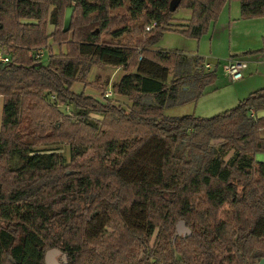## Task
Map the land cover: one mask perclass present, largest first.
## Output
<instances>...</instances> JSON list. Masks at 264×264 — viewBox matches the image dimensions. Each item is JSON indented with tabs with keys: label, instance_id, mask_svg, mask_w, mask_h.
<instances>
[{
	"label": "trees",
	"instance_id": "trees-1",
	"mask_svg": "<svg viewBox=\"0 0 264 264\" xmlns=\"http://www.w3.org/2000/svg\"><path fill=\"white\" fill-rule=\"evenodd\" d=\"M171 1L0 0V50L9 57L0 62V264H45L52 248L66 256L60 264H258L264 257V160L256 158L264 154V115L250 111L264 109V87L211 117L165 115L216 74L196 56L193 73L178 75L182 54L151 47L179 7L191 10L179 31L198 39L227 0H178L173 11ZM239 2L242 18L264 17V0ZM70 3L85 23L71 16L70 29L59 32L72 31L66 52L43 64L28 52L51 37L64 42L47 28ZM124 7L129 17L115 24L111 10ZM96 61L125 69L112 87L131 101L128 109L72 90L77 73ZM185 78L196 91L180 99ZM91 112L103 118L91 121ZM58 142L69 145L72 162L87 151L90 162L66 169L58 151L38 149ZM14 157L20 163L11 166ZM180 220L189 232L178 236Z\"/></svg>",
	"mask_w": 264,
	"mask_h": 264
},
{
	"label": "rangeland",
	"instance_id": "rangeland-1",
	"mask_svg": "<svg viewBox=\"0 0 264 264\" xmlns=\"http://www.w3.org/2000/svg\"><path fill=\"white\" fill-rule=\"evenodd\" d=\"M236 2H239L238 0H235ZM240 3V2H239ZM72 16H73V23L75 24L76 22H83L85 23V20L81 17L80 11L76 8L75 4H68L65 7H62L58 10V19L57 23L53 24L49 22L48 24V32L49 33H56L55 38L60 37V40L62 39L64 42L58 43L52 39V37L48 41V45L45 46V51L41 57V62L43 64H46L49 56L51 53L53 54H59V53H65L66 52V41H70L72 39V31L70 30L69 33L63 37L59 35V32L62 31L63 27V19H64V14L65 10L68 7H72ZM53 7H50V10H52ZM111 16L115 17L114 18V23H118L120 20V17L128 16L127 14V9L126 7L124 8H118V9H113L111 10ZM190 9L186 7H179L174 13L172 18L170 19L167 27V30L163 33L162 37L160 40L157 42V47L159 49H167L169 51H181L184 49V51H189L188 49H192L196 51V53H200V48L201 49H206V51H210L211 46L215 47V50H220L221 51H226L230 45H231V35L228 32V30L224 27L222 28H216L215 23L217 21L212 20L209 28L200 36V38L195 39L191 38L185 34H183L182 31L179 30H172V26H179L178 22L183 21V20H189L190 19ZM129 17V16H128ZM82 24V23H81ZM127 27L132 32L133 28L136 26V23L133 21H129L127 23ZM116 27V26H115ZM106 40H109L108 35L103 36ZM64 38V39H63ZM66 38V39H65ZM39 47V46H37ZM36 47L32 48L29 50L28 54L31 55ZM154 50V47H151ZM4 52V51H2ZM222 52V53H223ZM4 54H6L4 52ZM7 55V54H6ZM259 55V56H255ZM184 59L182 60V68L176 71V74L178 75H185V76H190L193 71L192 69L194 68V62H195V57L194 55H184L182 54ZM253 56L255 57H248L247 58H240L241 60H254L255 62V68H250L251 74L246 73L247 70H249V67L247 69L243 70L244 77L242 79L233 81L227 78L223 74L222 71V64L223 62L229 57H221L219 60V63L215 61L214 66H217V70L215 71V74L217 78H219V83L213 84L209 83L204 86L202 89L201 93L200 91L197 92V97L190 99L189 101L185 103H176L173 105H168L163 109V112L167 116H183V115H193V116H198V117H211L216 115L217 113H220L218 107L220 105H224V109L231 108L235 106V104H229L227 101L229 100V95L232 93H237L239 97H244L240 93V89L242 88H248V91H255L256 89H259L261 87H264V67L260 66L259 64L264 65V54L261 53H255ZM250 58V59H249ZM262 61V63H258L256 61ZM249 63V62H247ZM251 65V64H247ZM251 67V66H250ZM191 68V69H190ZM133 71V70H132ZM126 73L125 69L123 67L117 68L112 65L105 64L103 62H92L89 65V69L87 72L84 74L82 71H79L77 73L75 81L72 82V90L76 93H84L86 95H90L99 101L102 102H111L115 105H119L124 109H128L131 106V101L120 94L115 93L112 85L118 82V80L122 77V75ZM174 73H170L169 75V80L173 78ZM186 79V78H185ZM190 79H186V81L183 83V86L187 88L185 90V93L180 95V99H183L187 97L189 92H192L193 90L196 91V88L193 87L190 83ZM217 87H220L218 90L216 89ZM110 88L112 90V95L110 97H104V92L106 89ZM47 93V92H46ZM247 96V94H246ZM45 97L50 101V103L56 104V99L54 94L47 93ZM2 102L3 98L0 96V128H1V114H2ZM226 103V104H225ZM215 104H217L216 109ZM232 105V106H231ZM57 106V105H56ZM70 106L71 112L72 110V105ZM223 107V106H221ZM61 110H64V107L61 105L59 106ZM254 111V116H261L264 115V109L259 110L257 112ZM70 112V111H69ZM76 113V112H73ZM87 118L89 120H96L99 119L101 120L103 116L97 114V113H89ZM1 131V129H0ZM261 135L264 136V130L261 131ZM219 140H212L210 141V144H219ZM55 149L58 151L60 154H62L65 158V164L64 167L66 169L71 168L70 166L75 165V166H83L86 165L90 162L91 155L92 153L90 152H84L79 158H77L74 162L70 160V148L67 143H51L48 145H40L38 146V149ZM230 155V154H229ZM228 156V155H227ZM256 158L258 160H264V154H258L256 155ZM20 163V160L16 157L12 158L10 161L11 166H16ZM228 211V209H225ZM178 223V222H177ZM176 223V224H177ZM175 224V227H176ZM185 225V224H184ZM186 227V225H185ZM107 231L110 230V226L106 227ZM183 232L177 231L176 228V235L180 236L182 235ZM94 249L99 250V246L97 244L93 245ZM48 251V250H47ZM61 254L54 255L53 259L57 262V264H60L61 262Z\"/></svg>",
	"mask_w": 264,
	"mask_h": 264
},
{
	"label": "crops",
	"instance_id": "crops-1",
	"mask_svg": "<svg viewBox=\"0 0 264 264\" xmlns=\"http://www.w3.org/2000/svg\"><path fill=\"white\" fill-rule=\"evenodd\" d=\"M190 15H191V10H190ZM217 18L218 19L215 23L216 28L224 27L228 30V32L231 35V45L226 51H224V52L223 51L220 52V50L216 51L215 47L211 46L209 52L206 51V49L200 48L199 49L200 53H198V54L196 53V51H194L192 49H188L189 51H184V49H182L181 51H177V52H180L181 54H184V55H194V56L201 57L203 60V63L211 64L215 68V71L217 70L218 67L214 66L213 63H215V61L217 63H219V61H217V60H219L221 57L229 56V57H235V58H241L242 59V58H247V56L248 57L259 56V55L253 56L255 53L264 54V52L258 51L259 49H261L263 47V41H262L263 39L262 38L264 37V17L242 18L241 14H240V3L236 2L235 0H227L225 2V4L223 5V7H222ZM178 23L181 25L172 26V28H173L172 30H181L182 28H184L187 25L188 20L187 21L183 20V21H180ZM156 45H157V43L153 46L155 50L169 51L167 49H159ZM245 62L246 63L249 62L247 64H251L250 65L251 67L249 65H247V67H249V70H247V72H246L248 74H251L250 68H255V66H256L255 62H254V60H246ZM256 62H257V64L262 63V61H258V60ZM259 65L264 67V65H262V64H259ZM247 67H246V69H247ZM243 77H244V73H243ZM218 81H219V78H217V76H216L213 84H217V83L220 84V82H218ZM219 88L220 87H217L216 89L218 90ZM184 89L187 90V88L185 86H182L181 90L184 91ZM248 90H249L248 88H242L239 90L240 93L244 96L242 98L239 97L238 94L235 92L230 94L229 100L227 101V103L229 102V104H232V105L235 104L236 105L240 100L244 99L251 92H253V91L250 92ZM246 94H247V96H246ZM216 106H217V104H215L214 109H216ZM221 106H223V107H221ZM224 108L225 107L222 104L218 107L217 110H219V112H222V111L226 110ZM227 109H229V108H227Z\"/></svg>",
	"mask_w": 264,
	"mask_h": 264
},
{
	"label": "built area",
	"instance_id": "built-area-1",
	"mask_svg": "<svg viewBox=\"0 0 264 264\" xmlns=\"http://www.w3.org/2000/svg\"><path fill=\"white\" fill-rule=\"evenodd\" d=\"M155 25H156V22L152 21L145 27V31L151 30ZM44 51H45V46L36 47L33 53L31 54V56H33L34 58L41 59ZM139 59H141V57H139ZM8 61H9V57L0 50V62L6 63ZM246 67H247V63L244 60H241L240 58L229 57L222 64V71H223V74L227 76V78H229L230 80L236 81L243 77V70L246 69ZM204 68L207 71L215 70V68L209 63H204ZM112 93H113L112 90L108 88L104 92V97H110ZM64 108H65V111L69 112L70 106L66 105ZM250 111H251V114L253 115L254 114L253 109H251Z\"/></svg>",
	"mask_w": 264,
	"mask_h": 264
},
{
	"label": "water",
	"instance_id": "water-1",
	"mask_svg": "<svg viewBox=\"0 0 264 264\" xmlns=\"http://www.w3.org/2000/svg\"><path fill=\"white\" fill-rule=\"evenodd\" d=\"M177 2L178 0L171 1L170 6H169V9L171 11L175 9ZM72 10H73V6L68 7L65 10L64 19H63V27H62L63 32H67L70 29ZM176 228H177V231L189 232V229L185 227L184 222L181 220L176 224ZM57 254H61L62 258L65 259L64 254H62L58 249L52 248V249H49L45 253V264H57V262L53 259L54 255H57ZM178 264H185V263L179 262ZM258 264H264V257L259 260Z\"/></svg>",
	"mask_w": 264,
	"mask_h": 264
},
{
	"label": "flooded vegetation",
	"instance_id": "flooded-vegetation-1",
	"mask_svg": "<svg viewBox=\"0 0 264 264\" xmlns=\"http://www.w3.org/2000/svg\"><path fill=\"white\" fill-rule=\"evenodd\" d=\"M180 232V231H179ZM183 232V231H182ZM66 257V256H65ZM62 258V257H61ZM63 259V258H62Z\"/></svg>",
	"mask_w": 264,
	"mask_h": 264
}]
</instances>
